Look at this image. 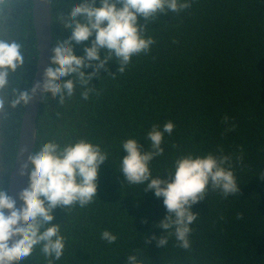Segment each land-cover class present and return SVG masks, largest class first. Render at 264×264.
Masks as SVG:
<instances>
[{"label":"trees","instance_id":"trees-1","mask_svg":"<svg viewBox=\"0 0 264 264\" xmlns=\"http://www.w3.org/2000/svg\"><path fill=\"white\" fill-rule=\"evenodd\" d=\"M49 1L54 47L56 40L71 35L57 17L67 14L75 0ZM5 11L10 27L0 29V38L16 40L25 51V65L11 76V84L28 90L39 56L33 0H14ZM138 22L146 20L141 16ZM145 34L155 38L151 51L134 56L123 74L119 62L109 60L92 78L87 100L79 84L64 105L59 96H42L34 151L48 140L86 139L109 154L100 166L94 202L54 210L51 223H61L66 239L64 254L54 264H125L137 249L144 264H264V0H193L189 9L147 22ZM94 38L75 45L76 54L84 55ZM105 55L101 49V59ZM24 109L6 105L0 113V181L7 191ZM168 121L175 128L165 133L163 156L151 162L154 177H166L182 155L223 153L231 156L240 185L235 196L224 198L210 189L193 205L198 217L191 225L189 249L180 248L175 236L159 227L168 214L164 198L154 189L145 192L143 185L128 184L119 170L127 155L122 142L134 137L148 151L147 133L153 124L163 128ZM104 230L118 239L103 241ZM153 234L168 236L167 246L159 247L156 239L146 243ZM20 264L47 260L37 246Z\"/></svg>","mask_w":264,"mask_h":264},{"label":"clouds","instance_id":"clouds-1","mask_svg":"<svg viewBox=\"0 0 264 264\" xmlns=\"http://www.w3.org/2000/svg\"><path fill=\"white\" fill-rule=\"evenodd\" d=\"M14 0H0V29L10 27L6 21ZM193 0H75L67 9L60 12L57 20L71 30L64 40H56L52 47L50 66L45 69L43 82H37L28 90L21 91L19 85L12 86L11 76L25 65L23 45L16 40L0 38V113L6 105L16 108L28 105L37 92L43 96L51 93L53 99L59 96V104L64 105L66 98L73 97L79 84L83 91L81 98L87 100L92 88L90 82L107 62H119L118 72L123 74L134 56L151 51L155 38L146 35L147 22L169 12H182L189 9ZM122 5V6H118ZM51 8V7H50ZM52 15V14H51ZM143 16L144 25L138 21ZM82 17V19H81ZM53 28V20H52ZM95 36L90 46L85 47L84 55H77L75 45L88 41ZM101 49L106 55L101 59ZM94 61H99L93 65ZM93 67L91 73L85 68ZM112 74V73H110ZM70 76V79H63ZM228 117H225V121ZM175 124L168 121L163 125L153 124L146 139L150 150H142L139 140L134 137L122 142V150L127 152L120 161L119 170L130 185H143L144 191H155L163 197L167 215L159 227L168 236L174 235L178 246L189 249L191 225L197 220L198 213L193 205L207 197L209 190L218 191L224 198L240 193V185L232 167L230 155L195 156L192 153L177 157L173 170L166 177H154L151 162L163 156L165 133L171 134ZM108 152L100 144L86 139L61 144L56 140L43 142L37 151L31 152L20 167L21 175H28V186L19 192L23 201L17 207V200L9 195L0 181V264H20L39 250L47 260L54 264L60 260L66 247V239L61 233V223L53 224L54 210H66L79 205L84 208L94 202L98 192L100 166L108 159ZM243 160V157H238ZM243 214L237 219H242ZM168 236L147 237L146 243L157 240L159 247L168 244ZM100 238L108 244L118 237L104 230ZM140 251L131 252L125 264H144Z\"/></svg>","mask_w":264,"mask_h":264},{"label":"water","instance_id":"water-1","mask_svg":"<svg viewBox=\"0 0 264 264\" xmlns=\"http://www.w3.org/2000/svg\"><path fill=\"white\" fill-rule=\"evenodd\" d=\"M33 22L37 35L39 56L32 86L37 82H43L45 69L50 66L53 28L49 0H33ZM42 96V92L38 91L30 103L25 105L21 120L17 154L10 172L8 186V193L17 200L18 208L23 204L18 194L29 183L28 175L20 174V167L27 160L28 155L35 150L38 135L37 116Z\"/></svg>","mask_w":264,"mask_h":264}]
</instances>
